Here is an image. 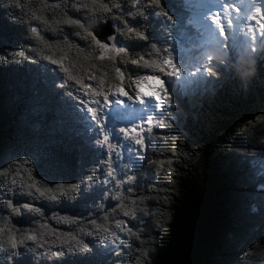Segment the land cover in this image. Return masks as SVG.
I'll return each mask as SVG.
<instances>
[{
    "label": "snow or ice",
    "instance_id": "6c2138e0",
    "mask_svg": "<svg viewBox=\"0 0 264 264\" xmlns=\"http://www.w3.org/2000/svg\"><path fill=\"white\" fill-rule=\"evenodd\" d=\"M231 7L228 0H219V10L204 17L216 30L209 26L206 45H215L217 51L227 48V31L235 36L238 30L228 12ZM0 8L5 9L0 13V137L10 132L13 143L24 146L22 151H0V253L5 264H100L96 258L101 255L111 258V264H152L158 254L157 237H166L171 220L164 212L157 219L153 207L168 202L159 193L171 191L176 171L172 157L188 142L202 145L207 153L212 137L231 134L233 150H226L225 166L237 185L251 182L246 167L258 169L261 178L253 189L264 195V156L257 163L247 155L251 148L264 153V103L249 109L238 122L229 121L235 105L226 99L227 84L219 82L213 54H206L203 61L197 58L189 72L183 58L174 56L166 39H160V26L174 22L165 0H0ZM245 20L255 21L260 30L258 37L245 39H252L253 52L264 55V7H255V15L236 17V24ZM48 31L55 34V44L45 38ZM255 32L249 24L247 33ZM54 49L62 53L59 58L51 54ZM22 62L43 65L47 75L35 81L21 78L16 65ZM261 81L258 91L264 98V76ZM112 97L147 102L140 123L119 130L149 166L152 178L147 182L141 183L127 165L115 167L114 158L121 155L119 141L112 143L101 119ZM65 98L74 104L68 105ZM9 102L16 112L59 113V120L41 125L48 128L45 138L25 137L19 127L11 130L5 123ZM79 113L90 117L87 128L94 131L87 142L79 136L65 140L53 134V125H70ZM174 131L179 134L172 135ZM153 139L171 153L167 160L148 155L156 152ZM93 144L100 150L98 159ZM85 158L96 159L87 171ZM240 199L231 198V215L229 203L219 206L214 240L220 258L208 264H264V231L257 235L237 226L235 205ZM89 202L94 218L53 212L58 220L80 226L55 241H48L41 231L46 225L32 229L17 222L26 216L43 220L45 207L80 205L90 210ZM52 234L56 235L54 230Z\"/></svg>",
    "mask_w": 264,
    "mask_h": 264
},
{
    "label": "trees",
    "instance_id": "16d2710c",
    "mask_svg": "<svg viewBox=\"0 0 264 264\" xmlns=\"http://www.w3.org/2000/svg\"><path fill=\"white\" fill-rule=\"evenodd\" d=\"M7 0H5V3ZM170 6V12L174 16L173 23H166L160 26V39L167 41V47L173 50V55L182 57L185 63V68L188 71H193L194 60L190 59L189 53H182L184 43L191 42L190 35L195 33L194 28L189 25L190 22V9L186 0H165ZM38 7V3L35 5ZM5 9L0 8V13ZM19 27H23L22 25ZM43 27V26H41ZM45 38L53 44L56 42V36L54 33L48 31L44 33ZM76 40V38H73ZM83 46L82 41H77ZM194 45V44H193ZM186 48V47H185ZM201 51H193V55H198ZM54 58H59V55L55 49L51 53ZM73 53L69 54L71 59ZM17 60L22 61V57L17 56ZM18 69V75L21 78L28 81H35L37 79L44 78L47 73L44 70V66H35L23 63L22 65H16ZM215 67L219 74V82L221 84L226 83L228 88V95L226 99H229L233 105L231 116L229 121H239L241 117L248 115V110L252 107H259L264 103L258 88L261 84V77L264 76V55H261L259 51L251 56L243 57L242 61L239 59L223 61L221 59H215ZM255 79V84L251 82ZM195 91L194 87L192 88ZM87 99V97H85ZM114 97L111 98L109 105L112 103ZM68 105H73L74 101L70 98H65ZM79 112V109H76ZM59 113H41L37 115L35 112L21 110L16 112L11 107L9 102V111L5 116V123L9 129L14 130L19 127L21 134L25 137H40L45 138L47 136L48 128L41 127L42 124H46L48 121L59 120ZM90 120V117L88 118ZM88 119L84 117L83 113H79V117L73 116L71 124L67 122L63 126H52L53 134L59 138L65 140L74 139L76 136L82 138L85 142L93 137L94 131L88 130ZM103 123L107 127V118L101 117ZM193 117H188V127L192 126ZM227 126V123L225 124ZM197 129L201 128V125L195 126ZM239 131V129H237ZM206 132V128H205ZM172 135L179 134L172 132ZM210 150L206 153L202 149V145L193 142H188L186 146H182L179 149L177 156L172 157L175 161L174 168V183L169 185L170 192L160 191L159 195L168 197V202L161 203L160 205H154L153 210L158 213L157 219L160 218L159 213L164 212L171 215V220L168 222L166 237L161 239L157 237L159 241L158 254L153 257L152 264H208V261L212 259L220 258V250L215 247L214 232L218 227L217 212L221 202L229 203L227 209L228 214L231 215V198L239 195L241 197L238 204L235 206L238 208L236 216L239 223L237 226L246 230L249 233L260 234L264 231V195H260L254 191L253 184L259 182L260 176L258 169L252 168L246 171L248 172L251 182L246 180L242 185H237L235 182V176L231 170L225 166L226 150H233V137L231 134H221L212 137L209 141ZM113 144H117L112 140ZM240 144L241 142L235 141ZM156 152L149 151L148 155L152 159H165L167 160L171 153H166L162 144L157 143ZM153 145V144H152ZM29 147L31 145H28ZM121 155L118 160L114 158V164L117 169H123L127 165L128 169L133 174L141 177V183L147 182L150 177L148 172V165L146 161L139 159L135 152L133 156L124 158L123 151L119 146ZM92 150L95 153L96 158H99L100 150L93 144ZM247 147L246 144H241V148ZM24 150V146L16 145L13 143L11 133L0 137V151H13ZM240 150V149H236ZM160 153H164L163 156ZM248 156H254L256 162L259 163L264 153L259 148L249 149ZM96 163V159L85 158L83 161L84 170L87 171ZM254 173H256L254 175ZM145 187H151L150 184L145 183ZM151 195H156L155 192ZM48 204L47 201L44 202ZM89 209L86 210L83 206L77 205L75 207H52L49 210L45 207L46 217L41 220L39 217L31 219V217H23L18 219V224L25 228L31 227L32 229L40 228L42 224L46 225V228H42L41 231L45 232L46 239L48 241H55L56 236L61 234H67L69 231H78L79 225L72 224L67 221L58 220L54 215L55 212L60 217L71 216L73 213H83L85 217H93L95 210L91 209V202H89ZM100 215H103L101 213ZM230 226V225H225ZM52 230L56 235L52 234ZM87 240L88 238L85 237ZM59 241H57L58 243ZM100 264H111V258H106L101 255L96 258ZM0 264H5V257L3 253H0ZM7 264H11L8 261Z\"/></svg>",
    "mask_w": 264,
    "mask_h": 264
},
{
    "label": "rangeland",
    "instance_id": "374dc122",
    "mask_svg": "<svg viewBox=\"0 0 264 264\" xmlns=\"http://www.w3.org/2000/svg\"><path fill=\"white\" fill-rule=\"evenodd\" d=\"M188 2L191 10V25L195 30H197L198 34L200 35V48L206 49V51L202 54L203 56H206V54L211 52L214 59L221 57L224 60L231 59L232 61H234V59H239V61H242L243 57L256 54V52H253L251 50L252 39L249 38L248 40H246L245 36L247 35L248 37H251L255 35L258 37L260 35L258 25L255 23V21L249 20H245L243 24L237 25L236 17L255 15V7H264L263 1L261 2V5L259 0H230L228 2L232 5V7L228 9L229 15L233 20L234 28L238 30L236 31L235 36L233 34V31H227V48H221V50L219 51L216 50L215 45H206L209 35V26L212 27L213 31L216 30L214 25H210V21H206L204 19V17L208 15L209 11L215 13L219 10V0H188ZM250 4H254V6H250ZM249 24L254 29H256V32L254 34L247 33V26ZM233 39H235V44H233ZM256 46L259 47L258 40ZM190 87L199 89L196 85H192ZM147 107V102L145 104H141L135 100H129L126 97H116L114 105L111 107V109L104 112V114H106L109 118L112 117L114 119V122L108 124V134L116 143L117 141H119V146L123 151L122 155H124V158L133 156L132 153L135 152V147L120 133L119 130L121 128L129 127L134 123L139 124L140 117L145 114ZM157 143L160 142L156 139H153V141L151 142V144L159 146Z\"/></svg>",
    "mask_w": 264,
    "mask_h": 264
}]
</instances>
